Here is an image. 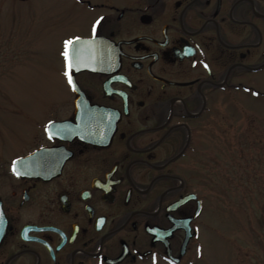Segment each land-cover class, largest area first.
Masks as SVG:
<instances>
[{
  "label": "flooded vegetation",
  "instance_id": "af4514ba",
  "mask_svg": "<svg viewBox=\"0 0 264 264\" xmlns=\"http://www.w3.org/2000/svg\"><path fill=\"white\" fill-rule=\"evenodd\" d=\"M68 1L73 67L64 40L0 149V264H191L211 127L264 76V0Z\"/></svg>",
  "mask_w": 264,
  "mask_h": 264
},
{
  "label": "rangeland",
  "instance_id": "374dc122",
  "mask_svg": "<svg viewBox=\"0 0 264 264\" xmlns=\"http://www.w3.org/2000/svg\"><path fill=\"white\" fill-rule=\"evenodd\" d=\"M71 5L0 0V149L11 133L26 131L19 107L38 105L47 60L80 30L71 29L77 17L71 21L64 13ZM257 80L255 98L236 94L240 107L227 100L223 127H211L217 153L208 190L211 229L203 233L191 264H264V76Z\"/></svg>",
  "mask_w": 264,
  "mask_h": 264
},
{
  "label": "snow or ice",
  "instance_id": "6c2138e0",
  "mask_svg": "<svg viewBox=\"0 0 264 264\" xmlns=\"http://www.w3.org/2000/svg\"><path fill=\"white\" fill-rule=\"evenodd\" d=\"M79 39H80L79 37H75V38H72V39L67 40V41L65 42L66 47L72 45L73 42H74V40H79ZM64 55H65V57H69V52L66 50V51L64 52ZM68 67H69V68L73 67V64L71 63V58H70V57H69V64H68ZM69 82H70V83L72 82L71 75H69ZM18 174H19V173H18Z\"/></svg>",
  "mask_w": 264,
  "mask_h": 264
},
{
  "label": "water",
  "instance_id": "95a60500",
  "mask_svg": "<svg viewBox=\"0 0 264 264\" xmlns=\"http://www.w3.org/2000/svg\"><path fill=\"white\" fill-rule=\"evenodd\" d=\"M82 41H83L82 39L75 40L72 45L68 46V52L71 53L72 49H74L77 46V44L81 43ZM22 160H24V159H22ZM19 161H21V160H19ZM2 221H3V211H2V208L0 206V222H2Z\"/></svg>",
  "mask_w": 264,
  "mask_h": 264
}]
</instances>
